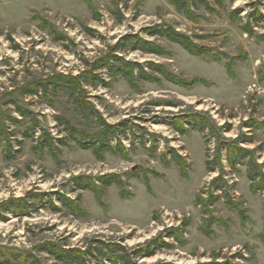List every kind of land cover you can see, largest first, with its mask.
Masks as SVG:
<instances>
[{
	"label": "rangeland",
	"instance_id": "obj_1",
	"mask_svg": "<svg viewBox=\"0 0 264 264\" xmlns=\"http://www.w3.org/2000/svg\"><path fill=\"white\" fill-rule=\"evenodd\" d=\"M191 2L186 15L171 0H0V264H62L42 245L85 252L87 264H121V249L132 264H264V188L252 191L249 157L227 160L236 142L264 174V0ZM166 28L204 54L151 34ZM133 35L159 53L135 49ZM117 44L146 79L98 68L107 85L46 84L79 77ZM93 111L126 157L79 146L101 128ZM108 174L122 184L99 200L74 182L100 187ZM155 239L150 255L132 254Z\"/></svg>",
	"mask_w": 264,
	"mask_h": 264
},
{
	"label": "trees",
	"instance_id": "obj_2",
	"mask_svg": "<svg viewBox=\"0 0 264 264\" xmlns=\"http://www.w3.org/2000/svg\"><path fill=\"white\" fill-rule=\"evenodd\" d=\"M193 0H171V2L179 9L182 10L186 15H188L189 13V3L190 5H192ZM197 2H195V4H201L204 5L206 7V9H209V3L208 0H195ZM218 2H221V0H217ZM253 17V16H251ZM250 17V18H251ZM248 28H246V32H249L251 30L249 27V23L246 24ZM51 33L53 30H51ZM89 31V30H88ZM53 36L56 34L57 37L55 38L58 41L63 40V38H66L65 36H63L62 34H59L58 32L52 33ZM152 35H162L165 36L167 39L176 42L178 44H180L184 49H186L188 52H190L193 55H202L204 54V51L201 48H197L185 35L180 34L179 32L173 30L172 28H166L164 30H156L155 32L151 33ZM127 41L131 44L135 41V45L134 48L138 49L140 51L143 52H152V53H159V49L151 42L148 40H144L141 37L137 36V35H133V36H128ZM119 47V45L117 44V46H115L114 48H112L107 54L103 55L101 58H99L91 67L90 70L83 72L81 74H79V77H75V78H70L69 76H59V77H54L53 79H51L48 83L46 84H51L53 91L56 90V88L58 89H70V91L72 93H74V91H76V89L80 88L78 83H80V81H84L87 82L93 86H96L98 83L102 84V85H107L105 83V81L99 77L98 73H94V71H96L98 68H105L107 70V74L110 75L111 77H114L116 74L117 75H121L123 76L128 83L133 84V80H135L134 77V71L137 70L139 72V76L146 79V74L144 73L142 67L140 64L138 63H133L130 61H127L121 57H118L116 54H114V49H117ZM208 52H206L207 54ZM151 68H153V70L158 71L157 69H160V65H156V64H150ZM62 82V83H56V82ZM42 87L44 89H46V85L44 83L41 84ZM78 88H77V87ZM32 94H36L38 92L37 88L35 89H31L29 91ZM80 106L83 108L85 105L84 103H81ZM90 114H93L97 117V121L100 125V129L97 133H95L91 139H94V141L90 140L87 141L89 135H85V134H78L80 136V140L78 142L79 146L85 149H91L92 153L96 156L97 159H101L103 156V153H109V154H119L122 157H126V151L124 149V147L121 145V143L117 140L116 145L115 146H111L109 144V140L110 138H112V136L114 138H116L114 133H110V131L115 128V125H108L98 114L97 111H93ZM195 120H198V122H201V128H205V127H209L210 123L208 120H206V122L203 121V118L200 115H197L195 117ZM119 127V126H118ZM75 134V132H74ZM73 135V134H71ZM46 136L45 133L42 134V137ZM48 140V139H47ZM50 140V150H52L53 153H55L54 149H56V147L54 146V142L51 140V138L49 137ZM63 143V142H62ZM234 144L230 145L228 147V151H227V160L228 163L231 167H234V165L236 163H240L242 162L245 158L249 157L248 160V164L249 167L251 168L250 173L255 172V174L252 175L251 179H258V181L253 185L252 184V191L256 192V191H260L264 188V174L261 172V166L256 164L254 162V160L251 158L250 156V152L245 150L244 148H241L237 145L236 142H233ZM179 158V157H178ZM217 161V159L215 160V162ZM177 164H179L178 160L176 161ZM210 162L207 161L206 164H209ZM214 163H210L209 164V168H213ZM215 165H219L218 162L215 163ZM256 176V177H255ZM98 182L101 184L100 187H98L95 182L94 179H92L91 177L88 176H78L74 178V182L76 183V185L78 186V188L80 189H86L89 190L91 192H93L96 196V199L99 200L100 196L99 193L100 191L105 187V186H109L113 183L117 184V185H121L122 182L119 179V177H116L114 175L108 174V175H102L98 177ZM216 182H218L216 184ZM213 184H216L217 189L223 188L225 187V182L223 181L222 178H217L214 180ZM101 189V190H100ZM62 201L65 203L64 198L62 197ZM197 201L200 202L202 201V198L200 196L197 197ZM72 202H70L71 205ZM19 207L17 212L18 214H22V210L20 209L21 206H17ZM73 207V206H72ZM159 243L166 245L164 242H160ZM150 245H155V249L157 250L160 247H157L158 243L157 240H153L150 242L149 245L145 246V247H140L136 250H134L132 252L133 255L140 256L142 254L145 255H150L151 253V246ZM43 250L48 251L49 254H51L54 259H56L57 261L61 262L62 264H87V261L84 260L85 257V252H78L75 250H72L70 248L68 249H60V248H55L54 246L51 245H42L41 246ZM120 250V249H118ZM113 251V250H111ZM121 254L118 255L116 257V259H118L121 264H132L130 262L129 257L126 255V253L121 249ZM111 255V254H109ZM108 255V256H109ZM110 257V256H109ZM207 264V263H206Z\"/></svg>",
	"mask_w": 264,
	"mask_h": 264
}]
</instances>
